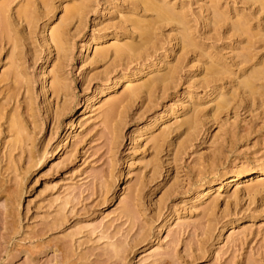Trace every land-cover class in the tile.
I'll return each instance as SVG.
<instances>
[{
	"label": "rangeland",
	"instance_id": "374dc122",
	"mask_svg": "<svg viewBox=\"0 0 264 264\" xmlns=\"http://www.w3.org/2000/svg\"><path fill=\"white\" fill-rule=\"evenodd\" d=\"M33 1L0 24V264H264L263 1L160 0L186 48L133 0Z\"/></svg>",
	"mask_w": 264,
	"mask_h": 264
},
{
	"label": "bare ground",
	"instance_id": "6f19581e",
	"mask_svg": "<svg viewBox=\"0 0 264 264\" xmlns=\"http://www.w3.org/2000/svg\"><path fill=\"white\" fill-rule=\"evenodd\" d=\"M11 1H12V0H5V2L3 1V2L0 4V20L3 19V20H1L2 23H1V21H0V24L3 25V26L1 27L2 29H4L5 19L7 18V17H6V18H2V17H4V16L6 15L7 11L9 10V9H8L9 6H10V8H11V5H10V4L12 3ZM36 1H37V0H36ZM40 1H43V0H40ZM44 1H45V0H44ZM44 1H43V2H44ZM48 1H51V0H48ZM48 1H45V2H47L46 5L49 3L50 8H48V9L50 10V9L52 8L53 5L50 4V2H48ZM83 1H84V0H83ZM89 1H90V0H88V1H86V2H89ZM134 1H135L138 5L141 4V3L145 5V6L143 5V6H144V7H143V9H144V13H145L146 11H148V12H150V11H151V12L154 11V12L156 13V14H155V13L153 12V14H154L155 16H154L153 18L151 17V20H152L151 23H152V24H151V23H148V24L153 25V23H156V24H157V22L160 23V21H158V20H162V19H165V20H163L164 22H165L166 19H167V21H166L165 23H167L168 20H170V22L176 20L177 22H176V21H175V22L178 23V25H181V27L183 26V28H184V30H185V31L183 30V32H186L185 35L188 34V31H186V29L188 30L187 26H189V25H186V22L184 21L186 18L183 16L182 13H179L178 11H175V9H174L172 6H170V5H169V6H168V5H162V2H163V1H160V0H159V1L161 2L160 4H159V3H156V1H154V0H133V5L135 4ZM159 1H158V2H159ZM253 1L256 3V1H259V0H256V1L253 0ZM262 1L264 2V0H261L260 3H261ZM32 2H34V4H35V1H33V0H25V3H26L25 5H26V6H24L22 13L19 12L18 15H19V16H21V15H24V16L28 15V17H30V15L33 13V10H34V9H33V10L31 9V7H33V5H34V4H32ZM45 2H44V3H45ZM164 2H166V1H164ZM263 2H262L263 5H262V4H259V5H260V6H264V3H263ZM84 3H85V2H84ZM257 3H259V2H257ZM137 4H135V5H137ZM51 5H52V6H51ZM135 5H134V6H135ZM85 6H86V5H85ZM138 7H141V5L138 6ZM138 7L136 6V8H138ZM258 7H259V6H258ZM261 8H262V7H260V9H261ZM263 8H264V7H263ZM263 8H262V10H263ZM52 9H53V8H52ZM54 9H55V8H54ZM56 9H57V8H56ZM141 9H142V7H141ZM143 9H142V10H143ZM49 10L45 13L46 15H47V13L49 12ZM145 10H146V11H145ZM9 11H11V9H10ZM70 11H72V10H70ZM70 11L67 10L66 13H70V15H71L72 12H70ZM216 11H217V10L214 11V12H215V16H214L215 18L219 16V15L217 16V14H216L217 12H216ZM219 11L221 12V10H219ZM263 11H264V10H263ZM54 12H55V11H54ZM148 12H147V13H148ZM220 12H219V13H220ZM52 13H53L52 11H51V13L49 12V14H52ZM219 13H218V14H219ZM222 13H223V12H221L220 15H222ZM145 14H146V13H145ZM224 14H225V16H226V13H223V15H224ZM36 15H37V14H36ZM73 15H76V14H73ZM156 15H157V16H156ZM185 15H186V14H185ZM6 16H9V18H10V15H9V14L6 15ZM31 16H32V15H31ZM13 17H14V16H13ZM186 17H187V16H186ZM222 17H223V16H222ZM222 17L220 16L219 18H222ZM9 18L7 19V21L9 20V23L6 21L9 25L6 23L7 25L5 26V27H6L5 29L9 28L8 26H10V27L12 26V27H13V25H10V22H11L10 19H12V17H11L10 19H9ZM139 18H140V17H139ZM145 18H147V17H145ZM155 18H156V19H155ZM183 18H184V19H183ZM34 19H35V18H34ZM147 19L150 21V18H147ZM153 19L155 20V22H153ZM157 19H158V20H157ZM213 19H214V18H213ZM247 19H248V18H247ZM130 20H132V19H130ZM148 20H146V24L143 25V26H145V28H143L142 26H141L142 29H141L140 27L136 28V30L141 29V32L144 33V35H143V33H141L142 36H144V38H142V36L139 35V38H142V39H143V40L140 39V40L142 41V43L139 41L140 46H142L144 40L146 41V39H147V40L149 41V38H150V39L153 38V37H152V36H153V32L150 33V31H151V29H152V31H153V29H155V28H151L150 25L147 24V22H149ZM171 20H172V21H171ZM219 20H221V19H219ZM225 20H226V19H225ZM225 20H224V21H225ZM243 20H245V19H243ZM141 21H142V19H141ZM141 21H137V20H136V22H140V24H139V23H135V21H132V24H136V26H139V25H141L142 23L145 22V20H144V22H143V21L141 22ZM156 21H157V22H156ZM187 21H188V20H187ZM215 21H216V20H215ZM3 22H4V23H3ZM12 22H14V23H12ZM12 22H11L12 24H16V23H15V22H16L15 19H14ZM30 23H31V22H30ZM30 23H29V24H30ZM129 23H130V22H129ZM168 23H169V22H168ZM188 23H189V22H187V24H188ZM138 24H139V25H138ZM156 24H154V25H156ZM161 24H162V23H161ZM163 24H164V23H163ZM1 25H0V26H1ZM30 25H31V24H30ZM146 25H147V26H146ZM165 25H166V24H165ZM17 26H18V25H17ZM31 26H32V25H31ZM134 26H135V25H134ZM148 26H149L150 29H148L149 31H145V32H146V33L149 32V33L151 34V35H150V34L148 33V35H149L148 37H149V38H147V36H145L146 33L144 32V30H146V27H148ZM239 26H240V28L242 29V30H241V29L238 27L241 31H245V30H244V29L246 28L245 26H243V25L241 26V23H240ZM251 26H252V25H251ZM12 27H11L10 29H12ZM156 27H157V25H156ZM244 27H245V28H244ZM157 28H158V27H157ZM157 28H156V29H157ZM220 28H221V27H220ZM10 29H7V30H9V32H7V33H11V30H10ZM13 29H14V28H13ZM143 29H144V30H143ZM156 29H155V30H156ZM53 30H54V29H53ZM53 30H52V32H53ZM55 30H56V28H55ZM55 30H54V33H53V34L51 33V34L53 35V38H52V39H53V40L55 39L54 41H56L57 46H58V45L63 44V41H64V40L62 41V37L64 38V33H63L62 31L60 32V31H58V30H57V31H55ZM59 30H60V29H59ZM136 30H135V31H136ZM246 30H249V29H248V26H247ZM241 31H240V32H241ZM250 31H251V30H250ZM2 32H4V30H2ZM2 32H1V34H3ZM64 32H65V31H64ZM183 32H182V33H183ZM247 32H249V31H247ZM252 32H253V31H252ZM252 32H251V33H252ZM7 33H4V34H7ZM139 33H140V32H139ZM249 33H250V32H249ZM253 33H254V32H253ZM255 33H256V32H255ZM14 34H15V33H14ZM189 34H191V33L189 32ZM261 34L263 35L264 33H260V35H261ZM7 35H9V34H7ZM16 35H17V34H16ZM16 35H15V36H16ZM52 35H51V36H52ZM254 35H255V34H254ZM150 36H151V37H150ZM188 36H189V35L185 36V37H187V38H185L184 35H182V39L184 40V38H185V40H186V41H183V43H184V44H183L184 47H185V46L187 47V46H189V45H191V44H192V46L194 45V44H193L194 41H191L192 39H189V38H191V37H188ZM255 36H256V35H255ZM0 37H1V36H0ZM18 37H19V36H18ZM28 37H29V36H28ZM250 37H253V35H251ZM145 38H146V39H145ZM192 38H193V37H192ZM262 38H263V37H262ZM262 38H261V39H262ZM0 39H1V38H0ZM187 39H188V40H187ZM248 39H249V38H248ZM259 39H260V38H259ZM27 40H28V39H27ZM251 40H252V39H251ZM251 40H250V42H251ZM263 40H264V39H263ZM9 41H10V40H8V42H9ZM152 41H153V40H152ZM187 41H188V43H189L190 41H191L192 43L190 42V43L188 44ZM0 42H2V41L0 40ZM133 42H135V41H132V43H133ZM248 42H249V41H248ZM129 43H130V42H129ZM136 43H138V41H137ZM152 43H153V42H152ZM152 43H151V44H152ZM185 43H187V44L185 45ZM127 44H128V43H127ZM146 44H148L147 41H146ZM251 44H252V42H251ZM128 45H129V44H128ZM137 45H138V44H137ZM149 45H150V43H149ZM248 45H249V44H248ZM17 46H19V45H17ZM17 46H16V47H17ZM131 46H133V47H131ZM138 46H139V45H138ZM192 46H191V47H192ZM249 46H250V45H249ZM58 47H59V46H58ZM115 47H116V48H115V52H114V53H116V56H119V53H120L121 50H123L124 53H125V51L127 52V50H129V49H130L131 51H133L132 48H133V49L135 48L134 45H129L128 47H125V49H122V48H124V47H121V46H120V47H119V46H115ZM186 47H185V48H186ZM195 47H196V46H195ZM246 47H247V46H246ZM61 48H62V47H61ZM136 48H138V47L136 46ZM139 48H140V47H139ZM182 48H183V47H182ZM249 48H250V51H252V50H251L252 47L250 46ZM120 49H121V50H120ZM126 49H127V50H126ZM105 50H106V49H105ZM108 50H109V49H108ZM130 50H129V51H130ZM141 50H142V49H141ZM101 51H102V50H101ZM123 51H121V55H122V52H123ZM131 51H130V52H131ZM134 51H135V49H134ZM138 51H139V50H138ZM250 51H248L249 53L247 54V56L250 55V53H251ZM14 52H16V51H14ZM66 52H67V51H66ZM104 52H105V51H104ZM104 52H102V54H104V55H105L106 53L108 54V52H106V53H104ZM130 52L125 53L126 56H127ZM135 52H136V51H135ZM245 52H246V51H245ZM50 53H51V52H50ZM131 53H132V52H131ZM102 54H101L100 56H103ZM107 54H106V56H104V57H107V56H108ZM109 54H110V53H109ZM136 54H137V53H136ZM209 54H210V53H209ZM211 54H212V53H211ZM16 55H18V54H16ZM48 55H49V54H48ZM67 55H68V54H67ZM121 55H120V56H121ZM145 55H146V54H145ZM109 56H110V55H109ZM120 56H119V58H118V57H115V58H116V59L118 58V60H119V59L122 60V58H124V57L121 56V58H120ZM123 56H125V55L123 54ZM126 56H125V57H126ZM134 56H135V53H134ZM138 56H139V55H138ZM146 56H147V55H146ZM242 56H243V54H242ZM247 56H245L244 58H245V59L248 58V59H247V62H249V60H250V56H248V57H247ZM251 56H252V55H251ZM104 57H103V58H104ZM138 59H139V58H138ZM213 59H214V58H213ZM220 59H221V58H220ZM241 59H242V58H241ZM255 59H256V57H255ZM217 60H218V59H217ZM243 60H244V59H243ZM253 60H254V59H253ZM225 61H226V60H225ZM240 61H241V60H240ZM220 62H221V61H220ZM245 62H246V61H245ZM245 62H244V63H245ZM247 62H246V63H247ZM223 63H224V62H223ZM215 64L218 66L217 62H215L213 65H215ZM240 64H241V63H240ZM210 65H211V64H210ZM213 65H211L210 68H213V67H212ZM216 65H215V66H216ZM238 65H239V64H238ZM142 66H143V65H142ZM215 66H214V67H215ZM217 66H216L215 68H217ZM210 68H209V69H210ZM222 68H223V67H221V69H222ZM262 68H263V67H262ZM221 69H220V71H218L219 73L221 72ZM225 69H226V68H225ZM225 69L223 68L224 71H226ZM211 70H212V69H210V75H211V73H212V75H213V73H214L215 70H214L213 72H212ZM223 70H222V71H223ZM244 70H245V69H244ZM259 70H260V68H259ZM259 70L256 69V71H255L254 74L252 73V72H254V70L251 71V72L249 73V74H250L249 77H251V76L254 75V80L256 79V81H253V80H252L253 77H252L251 79H249V78L246 79L245 82L242 81V80H240V81H241L240 84H241V85L244 84V85L246 86V88H245V86H242V88H244L245 91H248V90L251 91L250 94L252 93V91H254V89L257 90L256 87H257L258 89L260 88V84H257L256 82H257L259 79H261V77L264 79V77H263V76H264V75H263V74H264V70H262L263 72L260 70V71H261L260 74L263 75V76H261V75H259V74L257 75V73L260 72ZM41 71L43 72V70H41ZM44 71H45V70H44ZM258 71H259V72H258ZM135 72H137V71H135ZM135 72H134V73H135ZM215 72H216L215 74H217V75H213L212 77L215 76V79H216V78L219 79V78H220V77L218 76L219 73H217V71H215ZM137 73H138V72H137ZM144 73H145V72H144ZM224 73H225V72H224ZM242 73H243V72H242ZM246 73H247V72H246ZM251 73H252V74H251ZM132 74H133V73H132ZM164 74H166V73H164ZM220 74H222V72H221ZM220 74H219V75H220ZM139 75H140V74H139ZM243 75H245V74H243ZM256 75H257V77H256ZM160 76H161V75L158 76V77H159L158 79L161 80V79L163 78V81H161V82H164V81H165V80H164V77H165V76H164V75H163L162 77H160ZM217 76H218L219 78H218ZM260 76H261V77H260ZM124 77H125V76H124ZM124 77H123V78H124ZM156 77H157V75H156ZM156 77H154L155 80H154L153 78H152L153 80L150 79L151 82H152V83H150V85L153 84L154 82H157V81L159 82V81H160V80H158ZM169 77H170V76L168 75V78H169ZM247 77H248V74H247ZM258 77H259V78H258ZM123 78H122V79H123ZM245 78H246V77H245ZM126 79H127V78H126ZM156 79H157V80H156ZM169 79H170V78H169ZM213 80H214V79H213ZM243 80H245L244 77H243ZM17 81H18V80H17ZM26 81H27V80H26ZM26 81H25V82H26ZM261 81H263V80H261ZM261 81H260V82H261ZM27 83H28V82H27ZM217 83H218V82H217ZM19 84H20V83H19ZM115 85H117V84H115ZM241 85H240V86H241ZM18 86H19V85H18ZM23 86H24V85H23ZM20 87H22V85H21ZM20 87H19V89H20ZM239 88H240V87H239ZM19 89H18V90H19ZM246 89H247V90H246ZM260 89H261V88H260ZM260 89H259V90H260ZM28 90H29V88H28ZM129 91H130V90H129ZM245 91H244V92H245ZM249 91H248V92H249ZM16 92H17V91H16ZM256 92H258V91H256ZM256 92H255V93H256ZM17 93H18V92H17ZM127 93H128V92H127ZM130 93H131V91H130ZM130 93H129V95H130ZM252 94H253V93H252ZM256 94H257V93H256ZM127 95H128V94H127ZM131 95H132V94H131ZM123 96H125V95L123 94ZM244 96H246V95H244ZM250 96H251V95H250ZM127 97H128V96H127ZM127 97H125V99H126ZM226 97H227V96H226ZM233 97H235V96H233ZM233 97H232V98H233ZM252 97H253V96H252ZM232 98H231V99H232ZM223 99H224V101L227 100V98H223ZM225 99H226V100H225ZM231 99H230V100H231ZM236 99H237V98H236ZM220 100H222V99H220ZM233 100H234V99H233ZM224 101H222V102H224ZM228 102H230L229 99L227 100V103H228ZM231 102H232V101H231ZM217 103H218V102H217ZM224 103H225V102H224ZM228 104H230V103H228ZM228 104H227V105H228ZM232 104H233V102H232ZM221 105H222V103L220 104V101H219L218 106L220 107ZM225 106H226V105H225ZM225 106L223 105V108H225ZM228 106H229V105H228ZM219 107H217V109L220 110ZM223 108H221V110H222ZM219 110H217V111H219ZM199 114H200V113H199ZM201 114H202V113H201ZM17 116H18V115H17ZM199 116H200V115H199ZM14 117H16V116H14ZM200 118H201V117H200ZM13 120H14V119H13ZM189 120H190V119H189ZM193 121H195V120L193 119ZM193 121H192V122H193ZM197 121H198V120H197ZM12 123H13V122H12ZM17 123H18V122H17ZM187 123H188V122H187ZM190 123H191V122H190ZM193 124H194V123H193ZM13 125H16V124H13ZM191 125H192V124H191ZM16 126H17V125H16ZM16 126H14V127H16ZM20 127H22V124H21ZM190 129H191V128H190ZM20 131H21V130H20ZM263 165H264V164H263ZM230 179H231V178H230ZM230 179H228V180H230ZM257 185H258V184H257ZM206 187H207V186H206ZM210 190H211V189H210ZM205 191H207V190H205ZM205 191H204V192H205ZM207 193H208V191H207ZM209 198H210V197H209ZM215 199H216V198H215Z\"/></svg>",
	"mask_w": 264,
	"mask_h": 264
}]
</instances>
